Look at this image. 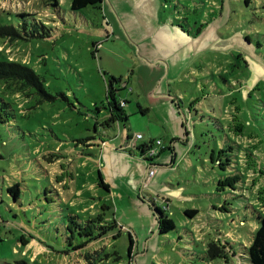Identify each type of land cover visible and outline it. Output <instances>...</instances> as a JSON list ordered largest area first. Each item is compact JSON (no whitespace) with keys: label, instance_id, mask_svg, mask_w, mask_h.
<instances>
[{"label":"rangeland","instance_id":"1","mask_svg":"<svg viewBox=\"0 0 264 264\" xmlns=\"http://www.w3.org/2000/svg\"><path fill=\"white\" fill-rule=\"evenodd\" d=\"M30 1L0 0V23L17 26L20 19L14 13L23 9L38 18V10L31 5H36L38 0ZM219 2L222 8L215 0H162L160 12L175 23L179 20L183 29L189 30L190 25L191 29L197 26L200 30L198 36L188 39L185 48L192 50L193 55L183 64L186 70H198L202 74L197 72V76L183 79L178 86L185 102L193 97L207 112H211L212 106L216 107L214 115L221 118L229 139H225L223 131L217 129L219 124L213 121L204 124L189 119L187 128L192 135L193 132L198 134L192 142L189 136H184L188 129L184 131L181 121L175 124L178 159L171 163L168 152L158 158L155 163L161 165L156 166L152 186L145 187L144 192L149 190L154 198L159 196L170 203L172 199L177 207L185 206L184 203L189 207L202 204V209L208 200L206 194H220L227 198L229 207L236 209L238 195L243 193L251 200L250 213L254 215L253 209L264 213V0ZM100 6L87 5L81 9L85 14L82 23L75 22L73 16L69 20L65 16L68 26L60 22L61 28L54 29L53 37L12 43L0 38V59L31 66L42 75L47 90L54 96L51 102L41 103H37L39 97L34 94L23 97L19 99L20 105L13 103L15 115L9 125L0 123V264H18L19 260L37 264H128L130 259L131 264H201L196 258L189 259V251L183 250L197 245L185 246L186 237L179 239V231L184 233L191 228L192 223H186L189 222L187 216L171 208L169 216L177 228L159 236L153 207L148 200L137 197L130 176L137 163L147 166L145 160L136 157L137 160L129 158L124 163L115 159L111 163V175L105 174L109 175L111 187L108 193L100 185V154L77 155L84 148L75 145V141L85 138L81 133L88 131L84 117L86 107L92 108L94 100H105L108 74L124 77L128 85L119 93L131 103L135 102L138 92L128 80L133 79L137 70L166 67L164 58L139 54L120 23V26L114 24V35L110 25V36H95L105 25ZM43 13L39 15L42 17ZM177 13L180 18L175 20ZM247 36L249 40L244 38ZM156 55L165 53L159 50ZM183 59L169 60L170 70H182ZM1 84L2 81L0 94L11 99ZM130 105L134 104L126 105L127 110ZM127 113L133 131L146 126L140 114ZM238 127L242 131H236ZM220 147L225 152H220ZM185 151H190L188 156ZM103 161L106 165L105 159ZM131 162V170L124 174L120 168ZM112 171L123 174L132 195L119 188V181H115L117 187L113 188ZM233 176H237V182L219 191L218 182ZM14 183L19 184L18 200L7 192V187ZM153 185L157 186L152 188ZM172 189L180 192L171 193ZM179 193L196 196L187 195L184 202L178 199ZM236 214L241 217L235 210L234 218ZM73 217L77 222L101 224H109L114 219L117 225L85 247L72 250L75 244L87 239L71 236L70 229L73 228L74 233L76 230ZM216 218L229 224L225 217ZM252 220L251 226L239 224L238 231L230 232L235 237L229 240L238 244L224 247L223 256L215 259L219 264L249 262L245 251H241L249 245L252 232L258 226L255 219ZM194 233L193 238L188 233V241L197 240L195 237L199 235L203 241L209 237L206 233ZM21 237L27 242L20 241ZM212 237L220 239L217 235ZM68 250L71 253L64 254Z\"/></svg>","mask_w":264,"mask_h":264},{"label":"crops","instance_id":"2","mask_svg":"<svg viewBox=\"0 0 264 264\" xmlns=\"http://www.w3.org/2000/svg\"><path fill=\"white\" fill-rule=\"evenodd\" d=\"M33 1L36 2V0H31L30 3ZM161 2L162 0H101V6L99 4V10L100 12H102V15H104H101V17L103 18L102 21L105 25L104 27H101L100 30H98L96 33H94L95 36L101 38V36H104V34L109 35L110 32L108 31V26L110 25H112V32L114 35V24L116 26H120V23L123 25L129 39L133 41V45L135 44L137 46V51L139 52V54L144 53L147 56L153 55L158 59L164 58L166 64V67L162 68L161 70H137V72L133 75V79L128 80L129 83H132V86L136 90V92H138L137 97L134 99L135 102H131L134 105H130L129 110L126 109V105H129L131 103H129L127 99H124L125 97H121V93H119L120 89L126 88L128 83L124 82V77L120 79L108 74V78L113 77L120 80L118 83H115V89L117 90L115 92V97L119 103L121 101L125 102L123 110L126 113L131 112V114H140V116L146 120V126L141 128L136 127V131H133L132 127L129 124L128 118V121L125 123V125L119 126L118 129H116L114 126L112 129H109L103 136H101L103 140H107V142L104 144H100V140H98L97 137H93V135H95L94 132L91 134L89 130L87 131V133L84 134V132H82L81 134L84 135L85 138L87 136H90V141L87 140L84 142V140H80L82 137L79 140L75 141V145L85 148L84 153L77 152L78 156L81 157L87 154L98 156L100 154L98 158V160L101 161V174L99 173V178H101L103 183L107 185L106 188H103L108 193H110L111 187L108 180L109 175L106 176L105 174L108 173L111 175V163L114 162L115 159L122 160L125 163L129 158L134 159L132 161H135L137 160L136 157H140V153L138 150H130L125 148L127 138L131 137L133 134L141 133L143 135L140 140H135V146H139L150 140H162L163 148L159 150V153L153 160V163L156 166L161 165L159 163H155V161L157 162V159L163 156L165 152H168L170 154L169 157L171 159V163L177 161L176 159H178V152L175 151L174 141L175 135L178 134L176 125H178L180 121L181 126L183 125L184 131L188 129V133H185L184 136H189L191 142L193 140L192 131L190 130V128H187V124L189 122L188 107H199L201 105V102L195 103L194 101L196 100L193 97L188 102H185V96L181 93V88L178 86V83H182V80L185 78L197 76L199 72L202 74V72H198V70H186V65H184L183 63L185 60H187V58L190 59L193 54L192 50L186 49L185 47L187 45L188 39L193 36L188 33L187 29H183V26L178 24V20V22L175 23L171 17H165L164 14L160 12ZM36 3V5H31L34 6V9L38 10V17L40 16V13H43L42 10H44V12L48 10L43 13L42 17L40 16V18H45V21H47V23H50L49 25L52 28V32L55 31L54 29L58 31V29L61 28L60 22H62L63 26H68V22L65 20V16L68 17V20L71 18V16H73L75 22H83V15L85 16V14L82 13L81 9L77 12L71 11V0H38V2ZM52 4H54L55 7L51 6ZM52 10H57V12L55 13L54 11L53 14L50 12ZM23 11L26 12L27 9H23ZM77 17H79V19ZM107 17L109 18V20L107 19ZM176 17H180L179 14H175V20ZM55 34L56 33L54 32V34H52L50 37H53ZM159 50L164 52L165 55H156ZM184 57L186 58L183 59ZM180 59H183L181 63L183 69L170 70L169 60L175 61ZM151 116L153 117L151 118ZM85 121L87 120L85 119ZM150 124L152 125L150 126ZM138 130L143 131V133L139 132ZM165 138H168V140H166ZM192 148L193 146L191 145V149ZM190 151H185L184 153L188 156V153ZM184 153L181 154L180 160L184 156ZM103 159H105L106 165H104ZM160 161L161 163H163L162 158L160 159ZM132 165L133 162L128 163L127 167H122L120 169L124 170L125 174L126 171L128 172V170H131ZM146 170V164L143 165L139 162L135 165V170L130 176V178L132 177L131 180L133 182V184L131 183L133 185L132 187L136 188L134 190L135 193L137 192V197L139 198L141 197V194H144L145 198H150L151 196L154 197L153 194L149 192V190L148 193L144 192V190L143 192H141V180ZM112 176L113 178H115L113 183L114 189L117 187L115 181H119V188L123 189V191H126L128 195H132V193L124 183L126 179L124 178L122 173L112 171ZM149 186H152L151 183L149 184ZM154 186L157 185H153L152 188H154ZM172 190L173 191H171V193L180 192L179 189L178 191H175V189ZM179 194L180 196L178 199H182V201L184 202L186 201V199L183 198H186L187 195H189V197L196 196V194L193 193ZM206 195L208 197V200L205 204V207L203 206V209L201 207L202 204H192L191 207H189L190 205L187 206L186 203H184L185 206L181 205L177 207L174 206V201L172 199L171 203L169 202V213L172 212L171 208H177V210L181 212H184V210L186 209L197 210V214L194 217L187 216L189 222L186 223H192L191 228L190 230H185L184 233H181L179 231V239L181 240L183 237H186L185 246L191 247V245L195 241L192 239L188 241V233H190L193 238L194 234H196L194 232L196 231L200 232L201 234L206 233V235L211 238H213V235L219 236V240L224 245V247H231L230 243H232L233 246H237L238 241L229 240V238L235 237L231 235L230 232L232 231L234 233V231H238L237 228L239 224H248L251 226L252 221H249V218L251 216L250 211L252 208L251 200L248 197L245 198V194L241 193L240 195H238L240 197V200H238L239 207L234 209L227 205V198L221 197L220 194L211 193ZM231 205L235 204L231 202ZM235 210L236 213H241V217L237 214L235 215V218L233 217V212ZM174 212L176 211H173V213ZM229 215L232 218H229ZM217 216L222 218L225 217L229 224L225 225L222 219L216 218ZM220 223L222 224V226L220 225ZM195 239L201 242L203 241V237H201V235L195 237ZM24 241L27 242L26 239H24ZM243 248L241 252H244ZM183 250L189 251L185 248ZM68 253H71V251H67L64 254ZM200 263L219 264L217 260H214L210 263ZM247 263L249 264V262L246 261V264Z\"/></svg>","mask_w":264,"mask_h":264},{"label":"trees","instance_id":"3","mask_svg":"<svg viewBox=\"0 0 264 264\" xmlns=\"http://www.w3.org/2000/svg\"><path fill=\"white\" fill-rule=\"evenodd\" d=\"M215 1L216 4L219 3V6L222 8V2H219V0ZM100 3L101 0H71L70 8L71 11L77 12L80 9L86 7L87 5H99ZM51 6L55 7L54 4H52ZM54 11L55 13L57 12V10ZM54 11L52 10L50 12L53 13ZM14 15L20 19L17 26L10 23H0V38L4 39L8 43L18 42L19 40H27L29 38L34 37L46 39L50 37L53 33L52 28L49 25L50 23H47V21H45V18H40V16L38 18H35V14L28 13L25 11H17L14 13ZM8 16L11 15L8 14ZM29 18L32 21H30ZM178 23H180V21ZM188 33L191 36L196 37L200 34V30L197 28V26H195V30H193L189 25ZM244 38H246V40H249V36ZM0 81H2V88L5 90V92L9 94V96H11V99L8 100L0 94V123H6L7 126L15 115L13 103L17 102V106L20 105L21 103L19 102V99H22L23 97H30L33 94L39 97L37 103H41L44 101L51 102L54 99V96L47 90L45 80L42 75L39 72H36L31 66L26 63L18 62L15 60L0 59ZM119 81V79L113 77L108 78L107 88L105 90V100L93 101L92 108L86 107L87 112L86 114H84V117L87 120V130H89L91 134L94 132L95 135H93V137H97L98 140H100V144L107 142V140H103L101 136H103L109 129H112L114 126L116 129H118L119 126L125 125V123L128 121L127 113L123 110V106L120 105V103L115 97V92L117 91L115 89V83H118ZM216 94H214L213 96H216ZM209 96L210 95H208V97ZM194 102L196 103V101ZM215 108V106H212V108H210V111L213 112L212 114L209 111H205L201 105L199 107L190 106L188 107L189 119L191 122L194 123H197V121H200L204 124L208 121L218 123L219 126L217 127V129L219 131H223V135L227 140L229 139V136L228 134H226L227 131L221 123V118L217 115H214ZM206 114L209 115L208 120L206 119ZM236 131L242 130L238 127ZM236 134L239 135V133H233V135ZM197 135V133L194 135L193 132L192 136L194 140ZM200 135L201 137H203L202 132ZM89 137H82L80 140H84V142L87 140L90 141ZM128 139L129 138H127V140ZM151 144L152 141L150 140L139 146H135L134 148L128 149L138 150L140 153V157L146 161L147 158L143 157V153L144 150L148 148ZM84 150L85 148L82 149L81 153H84ZM219 151L222 153L225 152V150H223L221 147ZM237 180V176H233L229 180L225 179L224 181H219L217 188L220 191L224 186L232 187L233 184L237 182ZM100 185L104 188L107 187V185L103 183L101 178ZM7 192L14 198V200H18L20 197L19 184L14 183L8 186ZM147 200L153 207L154 214L157 219L158 235L163 236L174 232L177 227L173 219L168 214L170 211V203L169 209H166L160 203L155 202L152 196ZM256 210L257 209H253V214L254 212H256V214L251 215L249 221H254L252 219H255V221L258 223V226L252 232L251 241L249 245L243 248V251H245V254L247 255V260L250 262V264H264V214ZM183 213L188 217H194L197 214V210L186 209ZM71 219L74 220L73 223L76 226L75 233L73 228L70 229L71 236H74V238L76 236L87 237L85 241L75 244L72 250L85 247L91 241L101 238L110 229L116 227L117 225L114 219H111L112 221L109 224H101V222L95 223L94 221H87L86 223H81L80 221L77 222L75 217ZM20 241H22L23 243L25 242L24 238L22 237L20 238ZM129 241L130 244L133 243L131 235L129 236ZM194 241L196 243L194 242L193 244L194 246L197 245V247H194L189 250V259L193 260L194 258H196L200 260V262L210 263L216 258L222 257L225 252L224 245L219 239L209 237L205 242H201L198 240ZM1 264L10 263L4 262ZM18 264L37 263H35L34 261L30 262L28 260H19Z\"/></svg>","mask_w":264,"mask_h":264},{"label":"built area","instance_id":"4","mask_svg":"<svg viewBox=\"0 0 264 264\" xmlns=\"http://www.w3.org/2000/svg\"><path fill=\"white\" fill-rule=\"evenodd\" d=\"M125 102L121 101L120 102V105L121 106H124ZM142 134L141 133H136V134H133L131 137H129V139L127 140L126 142V146L125 148H134L135 147V140H140L142 138ZM104 144V143H102ZM163 148V145H162V142L161 140H154L152 142V144L146 148L144 150V153H143V157H146L147 160L145 161L147 163V170L141 180V192H143L144 188L149 186L150 182H151V179L152 177L154 176L155 174V171H156V165L153 163V159L154 157L158 154L159 150ZM141 197L143 199H145V197L143 196V194H141ZM157 200L160 202L161 205H163V207H165L166 209H169V202L166 201L164 198L162 197H159L157 196L156 197ZM156 198L153 197V200L155 202H158L156 200ZM148 198H146L147 200ZM128 264H131V261H129Z\"/></svg>","mask_w":264,"mask_h":264}]
</instances>
